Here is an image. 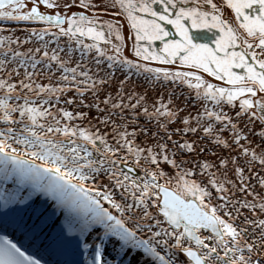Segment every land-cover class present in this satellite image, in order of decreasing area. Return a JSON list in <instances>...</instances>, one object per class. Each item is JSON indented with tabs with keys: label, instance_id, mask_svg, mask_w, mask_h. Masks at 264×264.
Wrapping results in <instances>:
<instances>
[{
	"label": "snow or ice",
	"instance_id": "1",
	"mask_svg": "<svg viewBox=\"0 0 264 264\" xmlns=\"http://www.w3.org/2000/svg\"><path fill=\"white\" fill-rule=\"evenodd\" d=\"M0 23L45 25L0 36V228L28 244L0 235V264H264V0H0Z\"/></svg>",
	"mask_w": 264,
	"mask_h": 264
},
{
	"label": "bare ground",
	"instance_id": "2",
	"mask_svg": "<svg viewBox=\"0 0 264 264\" xmlns=\"http://www.w3.org/2000/svg\"><path fill=\"white\" fill-rule=\"evenodd\" d=\"M41 10L43 11L42 7H41ZM74 11L79 12L80 10L79 9H74ZM48 14H54V13H52L50 11ZM102 19L103 20H109V21H112V22H116L117 20L119 21V23L122 25V35L125 37V46H124L125 55L128 56L130 59H135V57L132 55V44H133V41H134V37L130 33V30L128 29L127 22L123 19V17L117 18V17H115L113 15H105V16L102 17ZM0 27H5L7 29H10L9 31L0 32V36H12L14 39L16 37H19L20 41L22 42L23 40L28 38V33L25 31L26 27H28V28L36 27L37 29H39L41 27H45V25L35 24V25H27V26H25V25H15V24H12V23H9V24L0 23ZM53 31H55V29H53ZM45 39H54V38L53 37H46ZM40 43H42V42L37 41L35 37H31V43H28V44L21 43L20 47L18 49H17V45L16 44H12L11 47L13 49H17V50H19L21 52H27L28 49H30V48L34 49ZM60 43H61L62 46H66L67 45L66 38H61ZM50 47H55V45L54 44L50 45ZM9 55H11V54H9ZM76 56L79 57V53H76ZM85 62L87 63V60ZM150 66H155V65H150ZM164 67H169V69L172 70V71L178 70L177 68H175L173 66H164ZM20 72L23 73V69H20ZM101 75H103V73H101ZM3 76H4V74L0 73V77H3ZM115 76H116V81L114 82L113 87L117 86L119 80L124 79V74L121 71H119V70L116 71ZM13 77H14V79H13L12 82L13 83H18V79L19 78H16L15 74H13ZM216 83H220V82L216 81ZM132 87H135L137 92H143L144 89L147 88L148 89V95H149V98H150V101H151L152 98H159V94L160 93H163L165 95V98H167V91L170 88H172L173 86L171 84H168L164 88H161L160 85L158 84V85H156L155 90H153L152 87H149L146 84L145 80L142 77L133 76L132 77V81L129 83V90ZM175 91L178 93L180 91V87H175ZM184 91L187 92V89L185 88ZM113 94H114V92H113ZM190 103H192V102H190ZM190 110L193 112V114H195V111H196L195 108H190ZM225 110H227V109H225ZM141 123H144L143 119H141ZM256 128H257V130H259L258 122L256 124ZM225 135H227V133H225ZM141 139H142V137H141ZM201 158H203V157H201ZM207 158L208 159H215L214 157H212L210 155L207 156ZM256 169H257V171H259V165L256 166ZM255 183H256V181L253 180V184H255ZM258 187L259 186L257 185V188ZM116 198L117 199L121 198L119 192L116 193ZM249 199H251V198L249 197ZM52 256H55V255H52ZM55 257L57 259L58 258H62V257H57V256H55Z\"/></svg>",
	"mask_w": 264,
	"mask_h": 264
}]
</instances>
